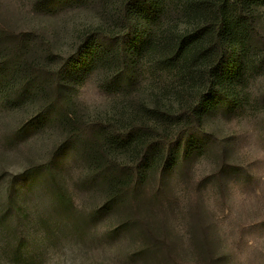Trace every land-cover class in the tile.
<instances>
[{"label": "trees", "instance_id": "trees-1", "mask_svg": "<svg viewBox=\"0 0 264 264\" xmlns=\"http://www.w3.org/2000/svg\"><path fill=\"white\" fill-rule=\"evenodd\" d=\"M3 1L0 125L7 112L33 107L0 145L18 146L24 132L60 131L46 159L0 171V255L42 264L50 230L86 242L103 217L125 210L111 237L138 228L144 241L135 256L181 264L147 210L165 211L161 193L171 189L172 164L186 169L196 149L221 145L205 118L231 117L248 99L249 52L261 49L264 60V0H27V14ZM88 80L107 95L94 112L76 97ZM220 157L213 174L244 177L224 147ZM81 159L94 166L81 171L75 188L107 191L94 207L79 206L67 181Z\"/></svg>", "mask_w": 264, "mask_h": 264}, {"label": "rangeland", "instance_id": "rangeland-1", "mask_svg": "<svg viewBox=\"0 0 264 264\" xmlns=\"http://www.w3.org/2000/svg\"><path fill=\"white\" fill-rule=\"evenodd\" d=\"M3 3L16 13L27 14L31 10L27 0H4ZM260 13L264 25V5ZM19 21L18 26L29 24L27 20ZM261 51L257 48L249 52L254 71L247 84L248 99L243 107L231 117L214 113L204 120L205 129L221 145L218 147L215 143L196 149L186 169L172 164L174 172L168 174V180L173 181L171 189L161 193L165 211L158 213L154 206L147 210L153 228L167 230L174 249L173 260L181 264H264V60ZM76 95L88 112L101 109L107 99L89 80L79 87ZM31 107L7 112L0 125V138L30 114ZM59 131L54 127L24 132L18 146L0 145V171L18 172L46 159L56 146ZM222 147L228 159L243 167L244 177L228 180L229 177L215 175L223 161ZM79 162L73 164L67 181L79 206L94 207L102 203L107 191L100 188L93 193L81 192L75 188L74 182L81 171L94 166L92 161L85 163L81 159ZM34 179L29 177L30 181ZM36 184V181L31 183L32 187ZM5 187L6 183L0 185V193ZM125 214L124 210L103 217L91 229L86 242L70 236L67 230L53 234L50 230L49 248L42 264H171L155 256L132 253L144 241L138 228L120 230L111 237V229ZM0 264L11 263L0 255Z\"/></svg>", "mask_w": 264, "mask_h": 264}]
</instances>
